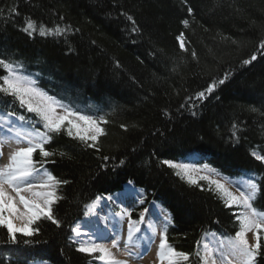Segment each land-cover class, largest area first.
<instances>
[{
    "label": "trees",
    "instance_id": "obj_1",
    "mask_svg": "<svg viewBox=\"0 0 264 264\" xmlns=\"http://www.w3.org/2000/svg\"><path fill=\"white\" fill-rule=\"evenodd\" d=\"M29 20L72 30L29 36ZM262 43L264 0H0V58L21 63L49 96L108 121L96 148L53 135L46 147L56 155L44 167L68 181L54 205L61 225L42 219L17 243L0 229V264H98L77 250L71 227L86 204L122 194L129 181L144 198L133 219L159 207L171 218L169 244L198 264L196 242L234 235L238 222L214 192L162 163H186L192 153L222 178H257L253 203L264 211V162L252 155H264ZM0 112L34 116L3 95ZM261 244L256 264H264V237Z\"/></svg>",
    "mask_w": 264,
    "mask_h": 264
},
{
    "label": "snow or ice",
    "instance_id": "obj_2",
    "mask_svg": "<svg viewBox=\"0 0 264 264\" xmlns=\"http://www.w3.org/2000/svg\"><path fill=\"white\" fill-rule=\"evenodd\" d=\"M128 19L131 21L132 17L129 16ZM184 24L187 25V21H184ZM71 30V26L59 25L54 28L41 25L37 29L35 22L31 20L24 28L29 36L38 32L41 37L64 36ZM135 30L133 28V31ZM182 37L183 34L177 39L180 48L185 49ZM261 46L264 47V43ZM252 59L254 60L255 56ZM0 70L4 72V75H0V95L11 96L21 109L34 114L25 117L14 112H0V159L3 157L2 148L5 143L14 141L26 145L12 151L8 162L0 167V229L6 230L8 242L17 243L18 235L22 237L36 235L39 232L36 225L42 219L50 221L57 227L61 225L54 214V205L62 199L59 195L60 186L68 181L58 179L44 167V164L49 162V158L56 155L46 147L52 142L53 135L64 133L78 140L85 147L96 148L99 137L105 134V129L101 125L108 121L103 117L97 119L93 115L85 114L71 104L49 96L37 86V81L31 74H25L23 65L19 62L11 63L0 58ZM215 87V83L209 85L206 92L211 93ZM204 96L205 92L198 93V98ZM233 128L235 129L236 125H233ZM233 135L235 136V131ZM36 155L40 159H34ZM190 155L194 158L192 162L177 163L164 160L162 163L174 169L175 174L181 179H185L190 185L200 187L201 190L204 189L199 182L205 181L208 185L207 190L214 192L225 208L235 209L233 215L238 222V230L234 235L217 238L216 234H212V239L206 243L196 242L194 255L198 264H217V260L220 264H233V262L256 264V258L261 255V240L264 237V211L258 210L253 203L260 193L257 178L249 175L235 179L214 178L220 177L221 174L207 164L199 165L195 160L196 153ZM252 155L256 160L264 162V155L255 152ZM103 159L109 158L105 156ZM120 163L123 164V161ZM128 184L131 185L132 181ZM229 185L236 186L237 191H232ZM129 190L134 191V189ZM102 200L115 202L120 200V195L97 196L92 203L86 204L84 216L87 222H93L92 218L95 217L94 223L100 224L101 218L96 209ZM136 202L140 204L144 202L142 192ZM148 212L149 209L145 208L137 219H133V209L121 208L120 212H114L103 218L104 221L112 224L111 228L106 224L103 229L97 227L95 230L89 229L82 233L80 224L71 227L76 237L84 235L88 238L80 243L77 250L102 264H129L128 259H119L116 253L133 259H142L150 250V244L157 233L156 225L151 221L145 228L141 227L145 225ZM159 223L160 242L157 258L160 264L165 262L187 264L191 254L178 251L168 242L167 228L171 223L170 215H165ZM249 233L252 234L255 243H250ZM205 239L207 240V236ZM105 241H110V244ZM24 243L27 244L29 241L26 239ZM133 248H138L139 251H132Z\"/></svg>",
    "mask_w": 264,
    "mask_h": 264
},
{
    "label": "rangeland",
    "instance_id": "obj_3",
    "mask_svg": "<svg viewBox=\"0 0 264 264\" xmlns=\"http://www.w3.org/2000/svg\"><path fill=\"white\" fill-rule=\"evenodd\" d=\"M26 146L25 144H17L15 143L14 141H10V142H7L3 145V148H2V152H3V157H2V164L0 165V167H3L4 164H6L8 162V157H9V154L14 151L15 149L19 148V147H24ZM214 178H221L222 177H214ZM200 184L202 183L206 188H208V185L205 181H200L199 182ZM229 187L231 188L232 191H237L236 189V186L234 185H229ZM129 191V192H128ZM115 197V196H113ZM139 198V193H134L132 194L131 191L129 189H127V191H125L124 194H121L120 195V200H116L115 202H112V201H105V200H102L99 202V205L96 209V211L98 213H100L99 211H101V209L99 207H104L105 208V205L103 203H106L107 204V208H108V216L111 215L112 213L116 212H120L121 208H133L135 206H138V202H136ZM122 201V202H121ZM99 210V211H98ZM165 214L159 209V208H155L154 206H150V209H149V212L146 213V221H145V225H141L142 229L146 227V224L151 221L153 223H155L156 225V228H157V233H156V236H155V243L157 245H159V242H160V236H159V231H160V221L163 220ZM102 219V218H101ZM93 222H87V218L85 219V221L80 225L81 226V231L82 233L83 232H87L89 231V225L91 224H95L94 221H95V217L92 218ZM125 223H127L125 221ZM89 226V227H88ZM97 227H99L100 229H103L104 226L102 224H99V225H93L91 228L92 230H95ZM88 238L87 237H76L75 234H74V242L78 245V247L80 246V243L81 242H84L86 241ZM212 239V236L210 237H207V240L204 238V241H203V244L206 243L208 240H211ZM249 240H250V243H255V241L252 239V234L249 233ZM154 241H152V243L150 244V246H153V248H156L155 247V243ZM105 243H108L110 244V241H105ZM135 249V248H133ZM131 249V250H133ZM117 254V257L118 258H122L123 255H121L120 253H116ZM145 256V260H141L140 264H150V258H147L149 256L147 255H144ZM229 259H232L231 257H229ZM145 263H144V262ZM131 262V261H130ZM143 262V263H142ZM98 264H102V262L98 261ZM131 264V263H129ZM133 264V263H132ZM217 264H220V261L217 260ZM233 264H235V262H233Z\"/></svg>",
    "mask_w": 264,
    "mask_h": 264
},
{
    "label": "bare ground",
    "instance_id": "obj_4",
    "mask_svg": "<svg viewBox=\"0 0 264 264\" xmlns=\"http://www.w3.org/2000/svg\"><path fill=\"white\" fill-rule=\"evenodd\" d=\"M193 159L194 158H189L188 160H187V162H192L193 161ZM195 160H197L198 162H199V165H203V164H201L200 163V161H199V158H196L195 157ZM2 164V160L0 159V165ZM124 189H134V191H131V193L132 194H134V193H141V191H139L138 189L136 190L134 187H133V184H131V185H129V184H126L125 186H124ZM129 192V191H128ZM25 195H29L28 193H25ZM104 205H105V208L102 206V207H99L100 209H101V211H99L100 213H99V216H100V218H102L101 220H100V224H102L104 227H105V225L107 224V227L108 228H111L112 227V224L110 223V222H106V221H104V217L105 216H108V208H107V204L106 203H103ZM139 205H141V204H138V206ZM149 209H150V207H149ZM85 219H86V217L82 220V221H80V222H78L77 224H82L84 221H85ZM76 224V225H77ZM75 225V226H76ZM93 225H95V224H91V225H89L88 227L90 228V229H92L91 227L93 226ZM126 234H127V223H124V235L126 236ZM82 237H85L84 235H81ZM155 240V239H154ZM153 240V241H154ZM154 243H155V241H154ZM155 245V247L156 248H153V246H150V250L149 251H147V253H146V255L147 256H149V257H147V258H150L151 260V262H150V264H160V262H159V260H158V258H157V251H158V245L155 243L154 244ZM115 251V250H114ZM132 251H139V249L138 248H135V249H133ZM145 256H143V258L142 259H133V258H131V257H125V256H122V258H119V259H128L129 260V263H133V264H140L141 262V260H144V261H146L145 259ZM131 261V262H130ZM143 261V262H144ZM142 262V263H143ZM145 263V262H144ZM165 264H166V262H165Z\"/></svg>",
    "mask_w": 264,
    "mask_h": 264
}]
</instances>
